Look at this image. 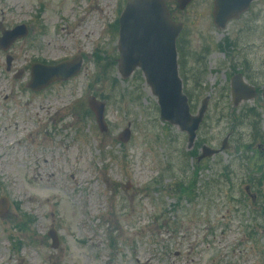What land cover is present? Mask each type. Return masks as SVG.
Masks as SVG:
<instances>
[{"label":"rangeland","instance_id":"rangeland-1","mask_svg":"<svg viewBox=\"0 0 264 264\" xmlns=\"http://www.w3.org/2000/svg\"><path fill=\"white\" fill-rule=\"evenodd\" d=\"M124 2L0 0V23L29 30L0 52V198L9 201L0 214V264H264V178L251 179L264 166V145L253 141L255 158L240 171L239 189L204 185L264 117L260 95L236 105L230 97L237 73L264 86V0L222 31L212 24V0H194L183 12L166 0L185 26L178 71L191 114L206 100L195 156L227 137L225 151L200 164L190 197L176 186L195 167L185 134L159 121L139 75L123 80L117 72L111 28ZM75 56L83 57L76 77L27 89L34 61ZM90 97L105 103V133ZM127 125L131 138L123 144L117 136Z\"/></svg>","mask_w":264,"mask_h":264},{"label":"water","instance_id":"water-1","mask_svg":"<svg viewBox=\"0 0 264 264\" xmlns=\"http://www.w3.org/2000/svg\"><path fill=\"white\" fill-rule=\"evenodd\" d=\"M189 1L179 0V6L184 8ZM251 1L216 0L214 22L218 27H223L228 19L245 11ZM20 28L7 33L12 40ZM180 30V25L170 21L162 0H127L119 20L118 69L122 77L126 78L134 68H140L152 94L157 97L161 121L179 126L188 133L189 141L192 142L205 106H202L196 117H191L186 98L181 94L175 62V39ZM79 66V60L63 62L55 67L34 66L29 88L39 90L56 78L65 80L75 75ZM42 72H45L44 76L39 77ZM48 72L50 74L47 76ZM45 75L47 77L44 79ZM249 90L238 79L236 85H232L233 96L237 95L234 96L237 101L251 98L253 91ZM90 107L95 112L100 130L104 131L103 104L92 99ZM128 137L129 130L126 129L120 139L125 142ZM5 207L0 203L2 213Z\"/></svg>","mask_w":264,"mask_h":264}]
</instances>
